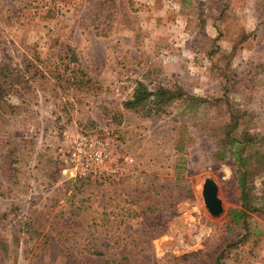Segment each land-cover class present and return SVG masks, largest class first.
<instances>
[{
    "label": "rangeland",
    "instance_id": "obj_1",
    "mask_svg": "<svg viewBox=\"0 0 264 264\" xmlns=\"http://www.w3.org/2000/svg\"><path fill=\"white\" fill-rule=\"evenodd\" d=\"M91 1L0 0V264H264V0H130L104 40ZM139 81L182 96L124 109ZM65 133L108 142L103 176Z\"/></svg>",
    "mask_w": 264,
    "mask_h": 264
},
{
    "label": "trees",
    "instance_id": "obj_2",
    "mask_svg": "<svg viewBox=\"0 0 264 264\" xmlns=\"http://www.w3.org/2000/svg\"><path fill=\"white\" fill-rule=\"evenodd\" d=\"M67 49L69 50L70 48L67 47ZM181 96V92H174L163 86H158L154 92H150L146 85L139 81L136 82L130 98L123 102L122 106L124 109L128 110L142 107L147 110L149 115L159 114L162 113L174 100L180 99ZM232 158L237 162L239 167L238 184L240 189L241 209L231 210L228 215L232 222L241 223L247 218L249 213H259L262 212V209L256 202H254L251 196L252 189L249 187L245 172H243V169L246 168V159L243 156L242 149L237 147L234 151L232 150ZM216 264H219V261Z\"/></svg>",
    "mask_w": 264,
    "mask_h": 264
},
{
    "label": "built area",
    "instance_id": "obj_3",
    "mask_svg": "<svg viewBox=\"0 0 264 264\" xmlns=\"http://www.w3.org/2000/svg\"><path fill=\"white\" fill-rule=\"evenodd\" d=\"M68 146L70 178L93 179L103 176L106 164L111 159L108 142L86 134H68L63 136Z\"/></svg>",
    "mask_w": 264,
    "mask_h": 264
},
{
    "label": "crops",
    "instance_id": "obj_4",
    "mask_svg": "<svg viewBox=\"0 0 264 264\" xmlns=\"http://www.w3.org/2000/svg\"><path fill=\"white\" fill-rule=\"evenodd\" d=\"M125 4L130 5V0H92L90 3H88V5H90L88 9L91 7L96 10L93 12V16L91 15L92 18H96V21L94 20L96 25L93 24L94 26L92 27V32L95 39L101 38L104 40L105 37L111 38V33L114 37L118 35L115 24L113 21L111 22L110 19H107L105 14L110 11L115 16V12H118V10H120L122 6L124 7ZM82 8L83 7H80V9L78 8V11ZM65 11L71 12L72 10L66 9ZM78 11L77 13H79Z\"/></svg>",
    "mask_w": 264,
    "mask_h": 264
},
{
    "label": "water",
    "instance_id": "obj_5",
    "mask_svg": "<svg viewBox=\"0 0 264 264\" xmlns=\"http://www.w3.org/2000/svg\"><path fill=\"white\" fill-rule=\"evenodd\" d=\"M202 196L205 206L211 216L216 217L222 212L221 201L217 197V186L211 179H206L203 185Z\"/></svg>",
    "mask_w": 264,
    "mask_h": 264
}]
</instances>
